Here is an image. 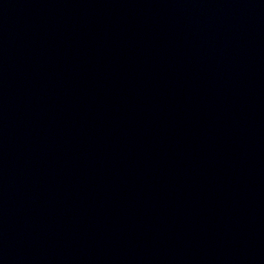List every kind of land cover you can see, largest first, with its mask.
Masks as SVG:
<instances>
[{
	"label": "water",
	"instance_id": "water-1",
	"mask_svg": "<svg viewBox=\"0 0 264 264\" xmlns=\"http://www.w3.org/2000/svg\"><path fill=\"white\" fill-rule=\"evenodd\" d=\"M54 0H0V242L38 57Z\"/></svg>",
	"mask_w": 264,
	"mask_h": 264
}]
</instances>
